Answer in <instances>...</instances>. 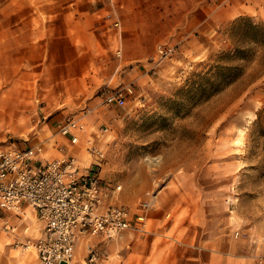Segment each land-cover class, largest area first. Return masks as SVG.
I'll use <instances>...</instances> for the list:
<instances>
[{
  "label": "rangeland",
  "instance_id": "obj_1",
  "mask_svg": "<svg viewBox=\"0 0 264 264\" xmlns=\"http://www.w3.org/2000/svg\"><path fill=\"white\" fill-rule=\"evenodd\" d=\"M72 1L0 0V150L43 131L65 142L56 124L90 105L87 97L62 91L48 77L44 85L50 61L39 37L27 34L43 30L48 18L65 20L63 7ZM131 1L134 6L139 2L144 25L151 14L158 16L154 10L167 4L172 9L180 0ZM245 18L264 23V12L220 17L217 26L206 22L184 46L156 40L146 69L119 83L99 85L93 108L84 116L97 117L102 108V127L107 126L98 143L100 177L121 184L119 199L131 212L148 193L158 191L149 212L153 228L157 233L168 229L182 240L193 264H264V42L255 39L260 32L250 29ZM117 40L113 55L120 59L123 47ZM158 44L175 49L154 63ZM217 65L235 67L218 72ZM116 88L125 91V105L104 104L103 92ZM89 127L93 133L96 125ZM82 151V160L76 155L79 165L92 159L84 146ZM3 230L0 264H24L5 253ZM36 238H11L16 253L28 252L25 264L32 262L34 248L23 244ZM162 241L156 235L151 242V264H164V253L169 256Z\"/></svg>",
  "mask_w": 264,
  "mask_h": 264
},
{
  "label": "crops",
  "instance_id": "obj_2",
  "mask_svg": "<svg viewBox=\"0 0 264 264\" xmlns=\"http://www.w3.org/2000/svg\"><path fill=\"white\" fill-rule=\"evenodd\" d=\"M190 3L185 5L180 0L178 6L172 9L167 4L162 10L158 9L157 12L154 10L153 13H158V16L151 14L152 20H148L143 25L139 19L142 15L139 2L137 6H134L131 0H73L71 4L63 7L62 18L65 20L59 22L55 17L50 20L48 18L43 24V30L27 31L29 38L39 37L38 44L41 46L42 53L45 57L48 55L50 61L49 66H46L47 72L42 75L43 78L45 77L44 85L48 84V77L49 83L60 84L62 91L81 93L89 99L88 108L92 109L93 93L99 85L112 81L119 83L124 77H129L132 73L138 74L146 69L145 59L156 40L167 38L184 46L188 40L196 38L201 33L206 22H210L211 26L214 22L217 26L220 17L228 18L242 14L260 15L264 12V0H190ZM54 12L57 11H52ZM146 16L149 18L148 15ZM114 21L118 24L114 25ZM117 36H119L118 40ZM115 40L120 41L123 47V56L120 59L113 55ZM51 84L50 87H53ZM95 114L97 117L92 115L85 117L89 131H92L89 126L102 124V108ZM43 140H45V156L56 157L59 153L53 141L61 140L56 139L52 134H45L44 131L34 135L22 145H32ZM74 150L81 160L86 155L82 151V145L75 146ZM86 165L87 163L80 164L81 168ZM157 194L158 191L155 199ZM153 205L152 202L146 212L148 229L145 232L124 231L117 239L102 235L78 237L74 245L73 258L69 264H151L152 258L149 256L151 242L156 235L163 238L164 251L169 247V256L164 253V264H193L186 256L182 240L169 234L168 229L157 233L153 228L149 214ZM0 227L7 231L6 233L1 229L3 237L6 238L1 242L7 249L5 253L13 257L17 255V261L28 263V252L18 254L10 247V243L11 238L15 236L29 235L36 238L41 234L42 221L37 217L35 210L28 203L22 202L21 212L18 214L2 211ZM142 242H147L148 245L144 246ZM89 245L96 250L106 251V256L93 262L89 261L87 258ZM127 247L129 250L122 251ZM144 248L146 250H143ZM139 249L142 250L139 251ZM30 251H32L30 253L32 262L29 264H37L35 250Z\"/></svg>",
  "mask_w": 264,
  "mask_h": 264
},
{
  "label": "built area",
  "instance_id": "obj_3",
  "mask_svg": "<svg viewBox=\"0 0 264 264\" xmlns=\"http://www.w3.org/2000/svg\"><path fill=\"white\" fill-rule=\"evenodd\" d=\"M174 49L172 44H158L154 63L170 57ZM103 94L104 104L125 105L123 88L106 90ZM90 110L87 108L83 114L68 116L56 124V133L65 141H53L59 153L56 157L45 156V140L0 150V212L18 214L22 202L35 210L42 221V231L33 242L24 243L23 248H34L37 264H69L75 242L81 236L117 239L124 231L147 230L146 212L155 193H148L138 202L136 211L131 212L119 199L121 184L100 177L103 154L98 143L107 126L101 124L93 127V133H87L84 116ZM77 145L84 146L92 156L83 168L74 150ZM104 256L106 251L88 246L89 261Z\"/></svg>",
  "mask_w": 264,
  "mask_h": 264
},
{
  "label": "trees",
  "instance_id": "obj_4",
  "mask_svg": "<svg viewBox=\"0 0 264 264\" xmlns=\"http://www.w3.org/2000/svg\"><path fill=\"white\" fill-rule=\"evenodd\" d=\"M246 23L250 27V29L254 31H259V34H255V39L260 42H264V23H252L249 18H245ZM234 65H217L218 72L219 70H233Z\"/></svg>",
  "mask_w": 264,
  "mask_h": 264
}]
</instances>
